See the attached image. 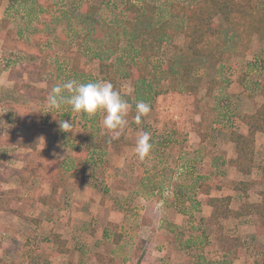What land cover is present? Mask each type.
I'll return each mask as SVG.
<instances>
[{"label": "crops", "instance_id": "crops-1", "mask_svg": "<svg viewBox=\"0 0 264 264\" xmlns=\"http://www.w3.org/2000/svg\"><path fill=\"white\" fill-rule=\"evenodd\" d=\"M3 40L1 36L0 52ZM257 58L252 63H259ZM34 62L28 69H21L20 86V80L10 75H3L0 81V130L9 129V133L0 135V163L5 165L0 167V264H264V229L260 232L258 228L262 217L253 212L213 220L214 208L208 202L211 198L230 197L234 211L264 202V132L256 133L250 174L231 163L238 154L229 135L232 131L249 134L244 117L264 103L263 85L258 83L254 91L259 95V104L234 116L237 128L227 131V151L212 161L210 175L218 174L227 181L216 187L206 185L209 175L204 173L197 175L190 192H180L181 204L197 211L196 217L193 213L189 217V212L167 207L163 198H149L153 186L143 185L141 192L145 195L140 196L138 185L131 192L129 187L100 190L84 186L81 176L89 165L82 157L87 138L90 133H99L76 130L64 141L58 131L63 118H53L49 130L39 127L38 113L31 106L41 100L38 92L43 87L37 80L41 65ZM256 73L257 69H250L251 75ZM14 84L16 93L12 92ZM141 124L129 126L126 145L110 148L105 154L109 162L118 163L116 168L126 160L136 161L134 148ZM240 182L250 184L246 192L234 187ZM200 183L206 185L208 193ZM127 190V195L120 193ZM12 193L18 198H11ZM119 198L132 205L131 209ZM184 225L192 231L174 230ZM167 226L172 231L168 232ZM140 232L145 250L137 257L134 251L138 243L128 247L125 242L140 238ZM158 240L161 243L155 247ZM233 240L236 245L231 244ZM192 248L199 250L196 260L185 258Z\"/></svg>", "mask_w": 264, "mask_h": 264}, {"label": "rangeland", "instance_id": "rangeland-1", "mask_svg": "<svg viewBox=\"0 0 264 264\" xmlns=\"http://www.w3.org/2000/svg\"><path fill=\"white\" fill-rule=\"evenodd\" d=\"M128 1L0 0V10H2L0 37L4 39L3 52H0V81L3 80V75L6 77L10 75L20 80L21 69L25 67L28 69L35 60L34 63H40L41 74L37 80L39 87H43V90L38 92L41 100L35 101L37 103L32 105L31 109L34 113H38L35 116L38 115L41 129L49 130L53 118H63V120L71 121L73 125L67 133L58 127L64 141H68L71 137L70 133L76 130H92L98 133L103 131V114L88 116L74 113L68 105L60 109L50 108L47 97L54 86L68 80L74 79L80 83L106 81L101 74L100 59H107L105 61L107 64L116 63V66H122L118 57L124 54L126 62L130 61L134 54L125 50L124 47H122L124 53L119 51L109 56L108 52L96 46V43L91 40L94 32L87 36L96 24L88 23L82 11L84 4L100 6L97 16H101L102 22L98 27L100 30L103 28L109 32L121 27L127 18L125 6ZM133 1L140 2V0ZM147 1L158 9L160 21H165L169 19L174 6H192L199 0ZM174 26V24L171 26L170 36L165 39L157 54L147 63V76L152 83H159L163 78L166 64L177 58L178 48L187 46L184 35L174 34L176 29ZM97 30L99 29L96 28ZM112 37H114L113 34L111 36L109 32V39L112 40ZM112 41L107 47L113 50L117 39ZM256 57L260 62L252 63ZM251 68L257 69L255 76L250 74ZM197 79H201V82L197 85L198 90L192 93L176 92L169 88V82L162 80L156 90L161 94L147 102L151 106V111L143 117L139 132H148L151 135L153 148L148 157L143 161L137 157L135 162L130 163L126 160L124 164L116 168L118 163L109 162L104 156L102 165L100 163L98 167L89 165L85 168L81 176L83 185L93 189L98 187L100 190L111 186L121 190L129 187L130 192L138 185L137 196L141 193L145 195L144 191L141 192L143 185L153 186L155 190L148 193L151 195L149 198H163L168 203L167 207L173 206V208L189 212V217L192 213L196 217L197 211L192 212L191 208L181 204L180 195L185 191L190 192V188L195 185L194 180L197 175L207 173L209 179L205 180V184L215 187L227 181L218 174L210 175L213 171L212 161L227 151L228 140L225 137L230 128L236 127L234 116L248 110L246 107L259 104V95L254 91L257 92L258 83L264 86V37H253L251 51L246 56L239 57L230 52L219 68H208L199 63L194 72L192 84H196ZM121 81L125 97L133 96L135 90L132 80L126 78ZM21 82L20 80L18 86ZM14 85L12 92L16 93L17 86ZM67 94L66 92L65 95ZM0 99H2L1 95ZM26 104L28 102L24 105ZM131 106L129 113L134 108L133 105ZM233 111L235 114H232ZM0 131H2L1 136L5 132L9 133V129ZM4 166L0 163L1 168ZM199 182L202 181L199 180ZM127 192L128 190L126 193L122 191L120 193L127 195ZM13 197L18 198L12 193L11 198ZM120 200L122 205L131 209L132 205L128 204L124 198ZM139 220L142 221V218L140 217ZM137 226L141 227L139 224ZM176 227L174 230L178 232L192 231L187 225ZM171 229L172 227L167 226L168 232L172 231ZM139 235L140 238L125 242L128 247L138 243L135 249L137 251H134L137 257L145 250L143 233L140 232ZM155 243L157 247L161 241L158 240ZM198 253V249L192 248L186 251L185 258L189 260L193 257L196 260ZM182 255H184L183 252ZM193 258L190 260L193 261Z\"/></svg>", "mask_w": 264, "mask_h": 264}, {"label": "trees", "instance_id": "trees-1", "mask_svg": "<svg viewBox=\"0 0 264 264\" xmlns=\"http://www.w3.org/2000/svg\"><path fill=\"white\" fill-rule=\"evenodd\" d=\"M100 6L84 4L82 11L88 23L95 25L91 40L96 43L109 56L123 51L122 47L134 54L126 62L123 55L118 57L122 66L107 64V59H100L101 74L106 81L111 82L121 96L134 108L126 117L128 124L121 133L119 139H112L114 133L104 130L99 133H90L85 151L82 157L83 163L92 167H98L103 163L104 156L110 148H116L127 144L126 136L129 126L134 125L135 104L137 101L149 102L161 93L156 91L162 80L169 82V88L176 92L192 93L198 90L201 79L192 84L193 75L200 64L208 68H219L230 52L239 57L246 56L251 51V43L254 36L264 37V0H199L192 6L176 5L170 13L169 19L160 21L158 9L147 0L135 2L129 0L125 6L126 19L121 27L109 31L112 40L117 39L114 49L107 47L113 41L109 39V32L100 30L101 16ZM175 25V35L182 34L185 37L186 48H178L177 58L166 64L165 75L159 83H152L147 76V63L159 51L166 38L170 36V28ZM96 28L99 29L96 31ZM111 51V53H110ZM124 53V51H123ZM127 56V54H126ZM136 69V71H135ZM132 80L134 87L133 96L122 92V79ZM196 81V80H195ZM264 97V88L262 89ZM244 122L249 127L247 136L232 131L230 139L236 144L238 157L231 161L244 174H250L254 167V146L257 132H264V103L253 114H246ZM204 192H209L206 185L200 183ZM250 184L240 182L235 188L246 192ZM209 205L214 208L213 220L219 218H238L256 212L262 217L264 229V202L261 205H246L241 211L230 208V197L211 198ZM231 244L236 245V240Z\"/></svg>", "mask_w": 264, "mask_h": 264}, {"label": "clouds", "instance_id": "clouds-1", "mask_svg": "<svg viewBox=\"0 0 264 264\" xmlns=\"http://www.w3.org/2000/svg\"><path fill=\"white\" fill-rule=\"evenodd\" d=\"M68 93L65 95V93ZM50 108L60 109L68 105L72 112L95 116L103 114L102 126L114 135L112 139H119L121 133L128 124L127 116L131 105L121 96L109 81H96L80 83L77 80H68L57 84L51 89L47 97ZM151 111L150 104L137 101L135 104L134 122L140 125L142 118ZM62 131L68 132L73 127L71 121H59ZM153 148L151 135L148 132H140L135 143V154L143 161Z\"/></svg>", "mask_w": 264, "mask_h": 264}, {"label": "built area", "instance_id": "built-area-1", "mask_svg": "<svg viewBox=\"0 0 264 264\" xmlns=\"http://www.w3.org/2000/svg\"><path fill=\"white\" fill-rule=\"evenodd\" d=\"M232 71V70H231Z\"/></svg>", "mask_w": 264, "mask_h": 264}]
</instances>
